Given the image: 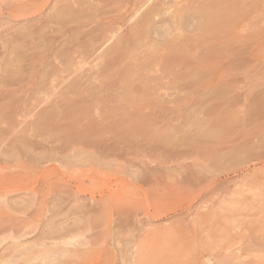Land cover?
<instances>
[{
	"label": "rangeland",
	"instance_id": "374dc122",
	"mask_svg": "<svg viewBox=\"0 0 264 264\" xmlns=\"http://www.w3.org/2000/svg\"><path fill=\"white\" fill-rule=\"evenodd\" d=\"M130 1L0 0V264H264V0H176L203 14L171 27L186 80L150 58L119 89L80 58L101 28L131 53L165 48L131 32L147 7Z\"/></svg>",
	"mask_w": 264,
	"mask_h": 264
},
{
	"label": "bare ground",
	"instance_id": "6f19581e",
	"mask_svg": "<svg viewBox=\"0 0 264 264\" xmlns=\"http://www.w3.org/2000/svg\"><path fill=\"white\" fill-rule=\"evenodd\" d=\"M31 1V0H30ZM54 1V0H53ZM74 1H76V0H74ZM86 1V0H85ZM105 1H107V0H105ZM152 0H131L130 1V4L133 6V7H136V6H139V9H141L142 7L143 8H145V7H147V9H146V12L144 13V16L142 17V19H141V21L139 22V23H137V24H131L132 26H131V32H133V33H137V34H139V36H140V39H143V40H145L146 39V37H148V36H151V38L154 40V41H157L156 43H157V45L159 44V41L160 42H165L166 44H165V48L164 47H161V45H160V47L158 48V46L155 48V50H156V52L154 53V51H153V53H149V54H147V53H144L143 55H140L139 53L137 54L136 53V51L134 52V54L136 53L137 55H133L132 53H131V49L127 46L128 45V37L127 38H125V39H122V38H119V40L116 42V43H113V45H111V43H110V45L111 46H109L108 44H109V42L111 41V38L113 37L112 35H108L106 32H103L105 29L104 28H101L100 30H101V32H100V34H98V35H96L95 37H93V38H91V40L88 42V44L86 43V47L83 49V47H82V53H83V56H82V58H80V60L82 59L83 61H84V63H86L88 60V62H91V63H93V62H95V61H99L100 59L102 60H100V63L101 62H104L103 64L105 65V68H107V69H110L111 71H116V72H118L119 74H120V72L122 71V70H125V71H127V69H130V68H135V69H140V68H142L147 62H148V59H150V58H153L155 61H157V62H159V63H163V64H165V65H169V67H171L173 70L172 71H170V72H175V75H173V77H174V79H176V73H179L180 75H178L179 77L180 76H182V77H180L181 79L182 78H184L182 81L184 82V80H186L185 79V76L183 77V73H184V70H186L185 68L188 66L189 67V63L186 61V59L185 58H183L182 57V52H181V55H177L178 53H176V54H174L176 51H178V49H177V46L176 47H173L174 45L173 44H177V43H183V42H181L180 40H182V39H180L179 41L178 40H176V39H173V40H171L170 39V36L173 34V35H175V33H173V31H171V27L173 26V25H176V24H186L188 27H191L192 25L194 26V23H196L197 25H198V27L199 28H201L200 26L201 25H199V23L201 22V19L203 18V14L202 15H199L198 13H195V14H191V13H189V11H188V9L190 8V6H191V4H194V3H191V4H189V3H186V4H181L180 6L178 5V7H175L174 9H172L174 6H177V2H176V0H159L158 2H156V3H154L153 4V2H152V4H150V2H151ZM206 1V0H205ZM72 2V1H71ZM80 2V1H79ZM83 2V1H82ZM82 2H80V4H78V2H76L78 5H77V14L74 16V17H76V20L77 21H79L80 22V20H82V18H81V15H82V12H83V9H82V7L84 6V4L82 3ZM215 2V1H214ZM39 3V2H38ZM112 3V2H111ZM210 3V2H209ZM209 3L207 4V5H209ZM24 4H26L25 2H24ZM37 4V3H36ZM64 4V3H63ZM113 4V3H112ZM111 4V5H112ZM33 5H34V3H33ZM53 5V4H52ZM57 5H58V3H57ZM61 5V4H60ZM86 5V4H85ZM210 5H213L212 3H210ZM53 6H55V5H53ZM73 6H74V4H73ZM148 6H149V8H148ZM85 7V6H84ZM83 7V8H84ZM108 7V6H107ZM45 8V7H44ZM43 8V9H44ZM72 8V7H71ZM215 8V7H214ZM14 9V8H13ZM12 9V10H13ZM74 9V10H75ZM133 9V8H132ZM138 9V10H139ZM194 9V8H193ZM201 9V8H200ZM207 9V8H206ZM15 10V9H14ZM142 10V9H141ZM145 10V9H144ZM190 10V9H189ZM252 10V9H251ZM49 11V10H48ZM60 11V10H59ZM135 11V10H134ZM191 11V10H190ZM199 11V10H198ZM53 12V11H52ZM57 12V11H56ZM138 12V11H137ZM54 13V12H53ZM72 13H74V11H72ZM46 14V16H48L47 15V13H45ZM143 14V13H142ZM54 15V14H53ZM57 15V14H56ZM74 15V14H73ZM136 15H137V13H136ZM84 16V15H83ZM82 16V17H83ZM55 16H51V19L52 18H54ZM135 17V16H134ZM217 17H218V15H217ZM50 18V17H49ZM57 18V17H56ZM63 19H64V17H62ZM73 18V17H72ZM67 19V18H66ZM128 19H129V17H128ZM138 19H140V18H138ZM58 20V19H57ZM61 20V19H60ZM65 20V19H64ZM132 20H133V18H132ZM47 21V20H46ZM52 21H53V19H52ZM51 21V22H52ZM59 21V20H58ZM125 21H127L126 20V16L124 15V16H118V17H116V18H113V20H110L109 22H107L108 24H110V23H121L123 26H124V22ZM139 21V20H138ZM205 21V20H204ZM48 22V21H47ZM59 22H61V21H59ZM68 22V21H67ZM84 22H86V21H84ZM133 22V21H132ZM137 22V21H136ZM78 23V22H77ZM107 23H103V25H106ZM204 23V22H203ZM234 23V22H233ZM107 24V25H108ZM205 24V23H204ZM218 24V23H217ZM74 25H75V23H74ZM76 25H78V24H76ZM102 25V26H103ZM203 25V24H202ZM41 26V25H40ZM101 26V25H100ZM30 27V26H29ZM86 27V26H85ZM119 27V26H118ZM202 27H204V25L202 26ZM40 28V27H39ZM42 28V27H41ZM77 28V27H76ZM76 28H71V29H69V31H68V34L70 33V32H73V31H78L79 29H83V28H80L79 27V29H76ZM98 28V27H97ZM100 28V27H99ZM223 28H225L224 26H223ZM102 29H104V30H102ZM120 29V28H119ZM122 29H123V27H122ZM129 29V28H128ZM185 29V28H184ZM193 29V28H192ZM192 29H189V30H192ZM37 30V29H36ZM40 30V29H39ZM38 30V31H39ZM97 29H94V31H96ZM173 30V29H172ZM177 31L179 30V28L178 29H176ZM199 30V29H198ZM203 30H205V28L203 29ZM210 30V29H209ZM208 30V31H209ZM223 30V29H222ZM35 31V30H34ZM55 31V30H54ZM93 31V30H92ZM91 31V32H92ZM140 31H144V33H146L145 34V36H143V35H141V33H140ZM200 31V30H199ZM211 31V30H210ZM216 31V30H215ZM36 32V31H35ZM129 32V31H128ZM74 33V32H73ZM143 33V34H144ZM184 33V32H183ZM187 33V32H186ZM206 33V32H205ZM66 34H67V32H66ZM75 34V33H74ZM89 34V33H88ZM91 34V33H90ZM114 34V33H113ZM130 34V33H129ZM126 35V34H125ZM131 35V34H130ZM206 35V34H205ZM46 36V35H45ZM71 36H72V34H71ZM74 36V35H73ZM77 36V35H76ZM82 36V35H81ZM89 36V35H88ZM91 36H93V33L91 34ZM137 37H138V35H136ZM86 37H87V34H86ZM115 37V36H114ZM125 37V36H124ZM136 37V38H137ZM188 37V36H187ZM64 38V37H63ZM118 38V37H117ZM117 38L115 37V39L114 40H117ZM145 38V39H144ZM173 38H174V36H173ZM190 38V37H189ZM196 38V37H195ZM77 39H78V37H77ZM80 39H82V38H80ZM132 38H130V40H131ZM187 39V38H186ZM186 39H184V40H186ZM199 39V38H198ZM205 39V38H204ZM35 40H38V39H35ZM48 39H46V41H47ZM68 40V39H67ZM73 40V39H72ZM113 40V41H114ZM139 40V39H138ZM148 40V39H147ZM151 40V39H150ZM152 40V41H153ZM192 40H194V39H192ZM196 40V39H195ZM69 42H70V40H68ZM74 41H76V39L74 40ZM133 41H134V38H133ZM132 41V42H133ZM178 41V42H177ZM183 41V40H182ZM44 42V41H43ZM131 42V43H132ZM146 42H148V41H146ZM185 42V41H184ZM188 42V41H187ZM192 41H190L189 43H191ZM41 43V42H40ZM134 43V42H133ZM173 43V44H172ZM202 43V42H201ZM67 44V43H66ZM74 44H77V41H76V43H74ZM143 44V43H142ZM142 44H140L141 46H142ZM146 44V43H145ZM180 44H178V45H180ZM185 44V43H184ZM188 44V43H187ZM193 44H194V41H193ZM62 45V44H61ZM72 45H73V43H72ZM83 45V44H82ZM154 45V44H153ZM170 45V46H169ZM196 45V44H195ZM200 45V44H199ZM66 46H68V45H66ZM77 46V45H76ZM81 46V45H80ZM80 46H78V48H76V49H79V47ZM190 46H192L191 44H190ZM189 46V47H190ZM65 47V46H64ZM137 47V46H136ZM153 47V46H152ZM206 47V46H205ZM52 48V47H51ZM69 48V47H68ZM72 46L70 47V51H72V49H74V47L72 48ZM154 48V47H153ZM172 48H175V49H177V50H175V52H174V50H171ZM185 48H186V46H185ZM192 48V47H191ZM195 48V47H194ZM66 49H67V47L65 48V49H62V50H64L65 52H66V55H67V53H68V50L66 51ZM134 49V48H133ZM132 49V50H133ZM163 50V51H165V53H163V54H159V50ZM180 49V48H179ZM197 49V48H196ZM51 50V49H50ZM143 50V49H142ZM172 51V52H174V53H172V52H169V51ZM191 50V49H190ZM193 50V49H192ZM198 50V49H197ZM200 50V49H199ZM52 51V50H51ZM58 51V50H57ZM73 51H75V50H73ZM78 51V50H77ZM181 51V50H180ZM187 51V50H186ZM202 51V50H201ZM63 52V51H62ZM78 52H80V51H78ZM77 52V53H78ZM190 52V51H189ZM200 52V51H199ZM75 53H76V51L73 53L74 55H75ZM76 53V54H77ZM82 53H81V55H82ZM141 53H143V51H141ZM180 53V52H179ZM188 53V52H187ZM197 53V52H196ZM63 54H64V52H63ZM79 54V53H78ZM189 54V53H188ZM202 54V53H201ZM203 54H204V52H203ZM241 54L243 55V53L241 52ZM80 55V56H81ZM197 55V54H196ZM245 55V54H244ZM44 56V55H43ZM60 56V58H61V56H62V54H60L59 55ZM69 56V55H68ZM198 56H201V55H198ZM57 57V56H56ZM77 57V56H76ZM203 57V55L201 56V58ZM206 56H204V58H205ZM207 57H208V55H207ZM34 58H37L36 56L34 57ZM43 58V57H42ZM58 58V57H57ZM57 58H56V60H57ZM65 58V57H64ZM67 58V57H66ZM68 58H70V56L68 57ZM191 58H192V55H191ZM199 58V57H198ZM50 59V58H49ZM62 59H63V56H62ZM75 59V58H74ZM190 59V58H189ZM195 59V58H194ZM200 59V58H199ZM206 59H210V58H206ZM213 59V58H212ZM54 61H55V59H53ZM81 60V61H82ZM198 60V59H197ZM204 60V59H203ZM53 61V62H54ZM59 61H60V59H59ZM62 61V60H61ZM65 61H68V60H65ZM74 61V60H73ZM80 61V62H81ZM82 61V62H83ZM192 61H193V58H192ZM195 61V60H194ZM193 61V62H194ZM200 61H202V60H200ZM207 60H204L203 62L205 63ZM246 61V60H245ZM51 62V61H50ZM82 62H81V64H82ZM232 62H234V61H232ZM60 63V62H59ZM67 63V62H66ZM74 63V62H73ZM83 63V64H84ZM96 63H99V62H96ZM96 63L94 64L95 66H96ZM100 63H99V65H100ZM200 63V62H199ZM231 63V62H230ZM241 63H243L242 61H241ZM75 64H76V62H75ZM80 64V63H79ZM82 64V65H83ZM87 64V63H86ZM103 64H102V66H103ZM188 64V65H187ZM229 64V63H228ZM238 64V63H237ZM236 64V65H237ZM245 64V63H244ZM48 65V64H47ZM55 65H57V64H55ZM60 65V64H59ZM63 65V64H62ZM72 65V64H71ZM156 65V64H155ZM195 65V64H194ZM65 66V65H64ZM68 66H70V65H68ZM83 66H86V65H83ZM98 66V65H97ZM164 66V65H163ZM52 67V66H51ZM57 67H58V65H57ZM72 67H73V65H72ZM75 67V66H74ZM78 67V66H77ZM88 67V66H87ZM90 67V66H89ZM92 67H94V66H92ZM160 67V66H159ZM207 67V66H206ZM64 68H67V67H64ZM95 68V67H94ZM97 68V67H96ZM100 67H98V69H99ZM154 68H155V66H154ZM231 68V67H230ZM236 68V67H235ZM237 68H238V65H237ZM239 68H241L240 66H239ZM61 69V68H60ZM77 69H79V67L77 68ZM86 68H84L83 70H85ZM88 69H91V68H88ZM97 69V70H98ZM101 69H103V68H101ZM107 69H105V72H108V70ZM212 69V68H211ZM228 69H229V67H228ZM234 69V67L232 66V69L231 70H233ZM57 70H58V68H57ZM74 70V69H73ZM96 70V69H95ZM107 70V71H106ZM131 70V69H130ZM156 70V69H155ZM159 70V69H158ZM40 71V70H39ZM44 71V70H43ZM69 71H70V69H69ZM68 71V72H69ZM77 71V70H76ZM93 71V70H92ZM100 71H102V70H100ZM100 71H99V73H100ZM125 71L123 72V75H125ZM67 72V73H68ZM134 72V70L132 71V73ZM155 72V71H154ZM162 72H164L163 70H162ZM161 72V73H162ZM41 73H43L44 74V72H41ZM49 73V72H48ZM47 73V74H48ZM78 73V72H77ZM80 73V72H79ZM81 73H83L82 71H81ZM102 73H103V71H102ZM139 73V72H138ZM150 73V72H149ZM152 73V72H151ZM150 73V74H151ZM182 73V74H181ZM190 73V72H189ZM200 73V72H199ZM40 74V73H39ZM86 73L84 72V75H85ZM88 74V73H87ZM93 74V73H92ZM104 74V73H103ZM117 74V73H116ZM130 74V73H129ZM152 74H154V73H152ZM160 74V73H159ZM158 74V75H159ZM192 74V73H191ZM203 74V73H202ZM53 75V74H52ZM60 75V74H59ZM63 75V74H62ZM90 75V74H89ZM160 75H162V74H160ZM160 75H159V78H160ZM56 76V75H55ZM58 76V75H57ZM82 76H83V74H82ZM82 76L80 77V78H82ZM116 76V75H115ZM120 76H121V78H119L120 79V81H119V83H118V85H117V88L118 87H120L119 89H122L126 84V82H125V80H124V76H122L121 74H120ZM119 76V77H120ZM205 76V75H204ZM208 76V75H207ZM85 77V76H84ZM83 77V78H84ZM90 77H91V75H90ZM154 77H156V76H154ZM167 77H169V76H167ZM167 77H166V75L163 77L164 79H167ZM201 77V76H200ZM55 78V77H54ZM71 78V77H70ZM72 78H74V77H72ZM71 78V79H72ZM158 78V79H159ZM17 79V78H16ZM56 79V78H55ZM153 79V78H152ZM157 79V78H156ZM164 79H162V80H164ZM179 79V78H178ZM178 79H177V81H178ZM180 79V80H181ZM15 80V79H14ZM51 80H52V78H51ZM68 80V79H67ZM83 80V79H82ZM85 80V79H84ZM90 80V79H89ZM122 80H123V82H122ZM151 80V79H150ZM160 80V79H159ZM170 80V79H169ZM168 80V81H169ZM63 81H64V78H63ZM78 81V79L76 80V82ZM117 81V82H118ZM133 81H134V79H133ZM144 81V80H143ZM165 81V80H164ZM163 81V82H164ZM174 81V80H173ZM68 82H70V81H68ZM68 82L67 83H65V86H66V84H68ZM75 82V83H76ZM79 82V81H78ZM158 82H160V81H158ZM162 82V81H161ZM166 82V81H165ZM176 82V81H175ZM52 83V82H51ZM75 83H73L74 85H75ZM114 83H116V82H114ZM142 83H144V82H142ZM57 84V83H56ZM71 84V83H70ZM80 84V83H79ZM122 84V85H121ZM145 84V83H144ZM14 85V84H13ZM46 85H48V84H45V86ZM73 85V86H74ZM121 85V86H120ZM129 85H130V87H132V85L129 83ZM128 85V86H129ZM159 85V84H158ZM184 84H182V86H183ZM190 85V84H189ZM37 86V85H36ZM53 87V85H50V87ZM54 86H56V85H54ZM62 86V85H61ZM69 86V85H68ZM68 86H66V87H68ZM80 86V85H79ZM83 86V85H82ZM82 86H81V88H82ZM111 86H112V84H111ZM110 86V87H111ZM180 86V85H179ZM51 87V88H52ZM64 87V86H63ZM62 87V88H63ZM78 87V86H77ZM130 87H128V88H130ZM148 88L149 87H151V88H153L154 89V87H155V83H152V84H150V85H148L147 86ZM168 87V86H167ZM187 87V86H186ZM186 87H185V89H186ZM37 88V87H36ZM55 88V87H54ZM61 88V89H62ZM112 88H113V86H112ZM117 88H115L116 90H118ZM166 88V87H165ZM190 88V87H189ZM194 88V87H193ZM39 89H42V88H39ZM57 89V88H56ZM60 89V90H61ZM68 89V88H67ZM70 89V88H69ZM68 89V90H69ZM134 89V88H133ZM183 89H184V86H183ZM59 90V89H58ZM108 90V89H107ZM123 90H126V88L125 89H123ZM144 90V89H143ZM180 90H181V86H180ZM57 91V90H56ZM70 91V90H69ZM69 91H67V93L69 92ZM88 91V90H87ZM115 91V90H114ZM128 91H129V89H128ZM131 91V90H130ZM93 92V91H92ZM123 92V91H122ZM31 93V92H30ZM70 93V92H69ZM72 93H73V90H72ZM90 93V92H89ZM94 93V92H93ZM118 93V92H117ZM32 94V93H31ZM110 94H112V93H110ZM114 94V93H113ZM67 95V94H66ZM91 95V94H90ZM113 96V95H112ZM163 95L161 94V97H162ZM89 97V96H88ZM167 97V96H166ZM63 98H65V97H63ZM87 97H85V99H86ZM113 98H114V96H113ZM112 98V99H113ZM156 98L158 99V97L156 96ZM168 98H169V96H168ZM58 99V98H57ZM70 99H72V98H70ZM69 99V100H70ZM100 99V98H99ZM109 99V98H108ZM161 99V98H160ZM170 99V98H169ZM58 100H60V97H59V99ZM58 100H56L57 102L55 103V105L56 106H58L59 105V102H58ZM73 100V99H72ZM162 100H163V97H162ZM165 100V99H164ZM163 100V101H164ZM65 102H64V104L63 105H67V106H70V104L72 105H74V103H70V102H67L66 100H64ZM75 102H76V100H74ZM160 101V100H159ZM169 101V100H168ZM167 101V102H168ZM28 102V101H27ZM32 102V101H31ZM73 102V101H72ZM90 102V101H89ZM41 103V102H40ZM62 103H63V101H62ZM83 102H81V104H82ZM169 103V102H168ZM29 104V103H28ZM78 104V102H76V104L75 105H77ZM167 104V103H166ZM37 105V104H36ZM42 105V104H41ZM72 105V106H73ZM35 106V105H34ZM39 106V105H38ZM37 106V107H38ZM40 107V106H39ZM73 107H75V106H73ZM85 107V106H84ZM80 108V107H79ZM169 107H160V111L162 112H160V114H158V113H155V114H151V115H143L145 118H149V119H153V120H160L162 117H163V119L162 120H164V117L166 116V114L168 113L167 112V110H169L168 109ZM37 109V108H36ZM35 110V109H34ZM164 112H166V114L164 113ZM31 113V112H30ZM42 113H44V112H41V113H38L39 115H42ZM98 114V113H97ZM99 114H101V113H99ZM36 115V114H35ZM76 115V114H75ZM102 115V114H101ZM100 115V117L99 118H101V119H103L104 121H106V119H123L124 120V118L126 119V118H129V114L127 113V114H116V113H109V114H104V115H102L101 116ZM163 115H165V116H163ZM91 117L93 116L94 117V114L93 115H90ZM87 117V116H86ZM93 117L92 118H90L92 121L94 120L93 119ZM137 117V116H136ZM168 117V116H167ZM167 117H165V118H167ZM83 119L85 118V117H82ZM89 118V115H88V117L86 118V120ZM96 118V117H95ZM89 120V119H88ZM96 120H97V118H96ZM95 120V121H96ZM103 120H101L102 122H103ZM127 120V119H126ZM133 120V119H132ZM167 120V119H166ZM169 120V119H168ZM99 121H100V119H99ZM108 121V120H107ZM161 121V120H160ZM159 123V122H158Z\"/></svg>",
	"mask_w": 264,
	"mask_h": 264
}]
</instances>
